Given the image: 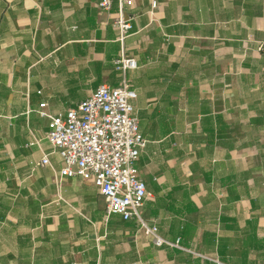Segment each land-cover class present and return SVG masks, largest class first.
<instances>
[{
    "label": "crops",
    "instance_id": "obj_1",
    "mask_svg": "<svg viewBox=\"0 0 264 264\" xmlns=\"http://www.w3.org/2000/svg\"><path fill=\"white\" fill-rule=\"evenodd\" d=\"M122 53L138 67L118 70ZM124 78L147 139L141 212L177 245L107 216L47 138L41 103L64 114ZM263 263L264 0H0V264Z\"/></svg>",
    "mask_w": 264,
    "mask_h": 264
},
{
    "label": "built area",
    "instance_id": "obj_2",
    "mask_svg": "<svg viewBox=\"0 0 264 264\" xmlns=\"http://www.w3.org/2000/svg\"><path fill=\"white\" fill-rule=\"evenodd\" d=\"M115 0H97L100 9L110 11ZM121 9L132 7L135 0H118ZM156 6V1L152 2ZM122 38L129 28L122 13L115 19ZM122 73L138 67L137 60L122 53L115 59ZM136 85L124 78L119 86L100 84L95 91L64 114L49 115L41 103L40 114L48 116L47 138L63 163L62 176L92 179L106 202V215L119 214L135 219L157 246L177 245L165 239L156 225L149 224L141 208L148 192L140 177L137 161L147 139L141 132L134 101ZM45 155L41 164H49ZM264 264V263H263Z\"/></svg>",
    "mask_w": 264,
    "mask_h": 264
}]
</instances>
